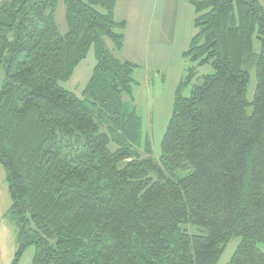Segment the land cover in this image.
<instances>
[{"label":"trees","instance_id":"obj_1","mask_svg":"<svg viewBox=\"0 0 264 264\" xmlns=\"http://www.w3.org/2000/svg\"><path fill=\"white\" fill-rule=\"evenodd\" d=\"M117 3L65 0V35L59 0L0 3L12 264L32 246L33 264H219L236 238L229 264H264V6L191 2L197 34L184 57L215 73L193 85L197 67L188 70L156 159L136 106L138 65L114 54L127 28ZM92 48L97 64L79 98L61 84Z\"/></svg>","mask_w":264,"mask_h":264},{"label":"rangeland","instance_id":"obj_2","mask_svg":"<svg viewBox=\"0 0 264 264\" xmlns=\"http://www.w3.org/2000/svg\"><path fill=\"white\" fill-rule=\"evenodd\" d=\"M5 0H0L2 3ZM131 0H120L117 9V17L123 19L132 17L137 10L131 8L135 3ZM192 1L198 0H166L163 8L164 19L161 22L162 33L155 40L147 43L149 49L147 55L145 49L141 47L140 42L132 40L133 35L128 39L127 44L122 50V54L114 53L116 57H130L137 60L138 69H136L134 78L139 83L135 87L134 95L139 115L144 122V134L151 137L154 156L158 159L161 156V144L166 132L167 125L171 119L175 94L180 82L185 78L190 68L197 67L189 59L184 57L188 51L191 40L197 34L195 28L196 13ZM264 6V0H259ZM158 2L157 5H161ZM160 9L156 10L159 14ZM55 21L62 35L67 34L68 25L66 22V4L65 0H59ZM109 49L113 50V45L107 41ZM151 45V46H150ZM260 45L256 42V52H259ZM97 62L95 57V48L85 61L76 69L73 78L62 83L61 86L68 91L75 93L82 98V93L89 83ZM211 66L197 67V77L193 85L200 84L201 78L214 74ZM4 71L0 74V89L4 83ZM255 71L251 73V82L248 90V101H252L256 88ZM185 97L191 95V87L183 92ZM193 230V229H191ZM240 239H233L224 253L219 264H229ZM259 248L264 252V246ZM36 254L34 246L27 249L20 264H33Z\"/></svg>","mask_w":264,"mask_h":264},{"label":"crops","instance_id":"obj_3","mask_svg":"<svg viewBox=\"0 0 264 264\" xmlns=\"http://www.w3.org/2000/svg\"><path fill=\"white\" fill-rule=\"evenodd\" d=\"M160 1H162L161 5H157ZM165 1L166 0H131L130 3H135L131 8L136 9L137 12L132 17L127 16L118 20L117 9L120 4V0H118L115 18L117 21L127 22L125 31L126 44L128 39H131L130 36L133 35L132 40L140 42L141 47L145 49V54L147 55V50L149 49L147 43L155 40L156 37H159L162 33L161 22L165 17L163 12ZM158 8L160 12L156 14ZM122 53L121 51L118 54L121 55ZM118 59L132 62L136 65L140 64L137 60L130 57ZM10 206L11 199L6 184V171L0 166V264H12L17 249L16 231L12 224L5 218Z\"/></svg>","mask_w":264,"mask_h":264}]
</instances>
